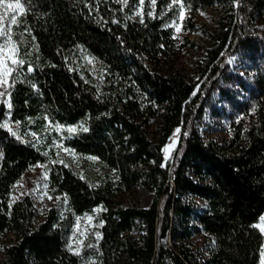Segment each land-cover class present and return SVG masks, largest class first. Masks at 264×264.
<instances>
[{"label":"trees","instance_id":"obj_1","mask_svg":"<svg viewBox=\"0 0 264 264\" xmlns=\"http://www.w3.org/2000/svg\"><path fill=\"white\" fill-rule=\"evenodd\" d=\"M169 1L156 0L152 16L145 10L136 19L138 0H20L24 11L14 28L22 35L16 39L24 63L10 79L9 106L0 102V125L9 119L19 126L15 135L0 127V264H258L264 0H236L234 13L216 20L202 82L163 70L175 49ZM182 2L193 12L226 0ZM237 51L256 62L243 102L255 119L239 123L228 143L205 139L203 109ZM50 123L76 126L61 140L95 159L102 170L97 178L52 160ZM29 131L42 139H31ZM175 131L176 146L164 161ZM37 163L58 197L42 216L30 194L11 197ZM136 187L153 192L148 206L124 204V193ZM94 210L98 235L72 252L75 217ZM196 235L201 247L194 245Z\"/></svg>","mask_w":264,"mask_h":264},{"label":"rangeland","instance_id":"obj_2","mask_svg":"<svg viewBox=\"0 0 264 264\" xmlns=\"http://www.w3.org/2000/svg\"><path fill=\"white\" fill-rule=\"evenodd\" d=\"M118 1L124 5L128 0ZM8 2L14 3L15 1ZM236 4V0H226V2L216 3L210 7L199 8L192 12L184 5L182 0H175V2L174 0H170L166 10L171 11L173 15L168 25L173 31L175 49L173 56L164 64L163 70L181 72L189 81L201 79L202 82L205 80V76L200 78V73L203 67L205 51L212 45L211 33L217 28L216 20L219 18L226 19L228 15L234 13ZM136 5L133 17L142 19L145 10L151 16L154 14L156 0H143V3H141V0H138ZM2 11L0 10V14H2ZM20 13L19 9H17L15 13L9 12L8 15L9 18L15 15L18 22ZM15 25L10 23V19H6L3 23L5 34L0 36V59H3L8 67L14 69L12 74L7 78L8 83L0 85V93H3V95H0V102L5 103L6 106H9L8 90L10 87V79L11 77H18L19 75L18 65H13L11 59H9V57H12L18 60V40L16 38L17 35L22 38V35L16 32ZM259 27L264 28V19ZM250 55V52L237 51L227 59L225 73L218 78L216 87L211 91L203 109L199 124L200 134L203 138L228 143L239 123L247 126L255 119L253 115L254 109L245 106L243 103L247 100L248 92L246 89L251 85L254 74L252 66L256 63ZM255 59L259 60L258 55H256ZM5 124L12 132L18 133L19 126L17 123L7 119ZM47 129L48 132L54 131L52 134L53 140L48 147L52 149L54 157L56 158L52 160L63 161L80 174L91 178H97L101 174L102 170L94 158L80 156L64 146L61 138L66 132H70L69 129L72 131L75 130L76 126H63L50 123ZM151 130L152 127H149L148 131L150 133ZM29 133L31 139L39 141L42 139V137H39L32 131H29ZM174 136L176 138L178 137L176 131L168 143L173 141ZM165 147L163 149V156L166 159ZM46 177V172L42 164L37 163L33 165L17 180L11 197L20 198L26 194H30L35 199L36 206L42 216L51 205L56 203L58 198L48 190ZM152 197L153 192L151 190L136 187L124 193L122 200L126 205L146 207L150 204ZM96 211L94 210L93 213L75 217L68 243L69 249L72 252L80 253L87 239L92 235H98L97 229L99 223L97 222ZM256 226L263 235L258 264H264V213L257 221ZM8 237L9 235L4 237L3 241H7L6 239ZM194 245L200 247L203 245L202 236H195Z\"/></svg>","mask_w":264,"mask_h":264},{"label":"snow or ice","instance_id":"obj_3","mask_svg":"<svg viewBox=\"0 0 264 264\" xmlns=\"http://www.w3.org/2000/svg\"><path fill=\"white\" fill-rule=\"evenodd\" d=\"M141 3H143V0H141ZM17 9H19L20 12L24 11L23 7L21 6L20 0H15L14 3L8 2V0H0V10H3L2 14H0V36H3L5 34L3 23L6 19H10L11 24L17 23L15 15H12L10 18L8 15L9 12L15 13ZM9 59H11L13 65H23L24 63L23 60H17L12 57H9ZM27 70L31 72L32 68L29 67ZM13 71L14 69L12 67H8L4 63L3 59H0V85L8 83L7 78L12 74ZM0 95H3V93H0ZM0 127H7V125H0ZM69 131L72 130L69 129ZM13 135H15V133H13Z\"/></svg>","mask_w":264,"mask_h":264},{"label":"bare ground","instance_id":"obj_4","mask_svg":"<svg viewBox=\"0 0 264 264\" xmlns=\"http://www.w3.org/2000/svg\"><path fill=\"white\" fill-rule=\"evenodd\" d=\"M175 140H176V137L174 136L173 141L170 142V143H168V144L166 145V147H165V157H166V159L169 158V157L171 156V152H172V150H173V147H172V146H173Z\"/></svg>","mask_w":264,"mask_h":264},{"label":"water","instance_id":"obj_5","mask_svg":"<svg viewBox=\"0 0 264 264\" xmlns=\"http://www.w3.org/2000/svg\"><path fill=\"white\" fill-rule=\"evenodd\" d=\"M177 139H178V137L176 138V140H175V142H174V145H173L174 147L176 146ZM173 146H172V147H173ZM165 160H166V159L164 158V161H165Z\"/></svg>","mask_w":264,"mask_h":264}]
</instances>
